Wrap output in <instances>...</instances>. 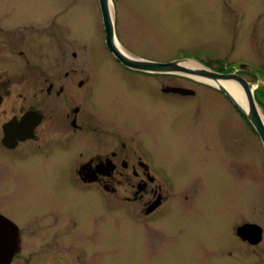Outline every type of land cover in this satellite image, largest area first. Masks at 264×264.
<instances>
[{
	"label": "flooded vegetation",
	"instance_id": "1",
	"mask_svg": "<svg viewBox=\"0 0 264 264\" xmlns=\"http://www.w3.org/2000/svg\"><path fill=\"white\" fill-rule=\"evenodd\" d=\"M83 27L61 0H0V218L18 232L17 244L0 247V259L10 258L0 264H99L100 259H88L85 249L73 243L80 223L93 219L98 232L107 221L114 235L110 240L125 242L145 239L148 227L180 231L192 226L199 218L196 210L210 216L223 209L205 205V191L181 200L188 188H176L174 177L140 146L143 138L132 139L127 125H117L98 108L114 91L106 76L113 69L131 76L138 108L153 92L200 94L165 91L183 86L164 81L193 78L134 69L108 48L113 64H100L92 51L93 36L85 42ZM245 72L252 79L261 76L256 70ZM196 177L201 175L187 181ZM242 223L235 228L241 241L256 244L250 240L256 229L242 233L247 239L238 233L245 223L261 229L263 240L261 224ZM213 232L190 230L182 240H193L201 252L207 246V253L231 255L226 243L210 238Z\"/></svg>",
	"mask_w": 264,
	"mask_h": 264
},
{
	"label": "rangeland",
	"instance_id": "2",
	"mask_svg": "<svg viewBox=\"0 0 264 264\" xmlns=\"http://www.w3.org/2000/svg\"><path fill=\"white\" fill-rule=\"evenodd\" d=\"M61 2L83 22L84 41L89 43L93 36L95 60L111 66L113 58L105 46L98 0ZM112 2L118 39L134 56L160 62L195 59L225 71L246 63L262 73L254 97L264 117V87H258L264 86V0ZM242 75L256 80L247 72ZM106 76L112 80L114 91L110 90L98 108L110 113L117 125H127L132 139H144L140 146L150 150L155 163L174 177L176 188H188L181 200L186 196L193 199L205 191V205L216 203L223 209L212 211L210 216L196 210L199 218L192 226L180 231L175 226L148 227L145 239L125 242L110 240L114 235L107 221L97 232L92 219L90 224L80 223L72 236L73 243L85 249L88 259H100L99 264H264V235L259 244L248 245L235 231L245 221H256L264 230V146L247 118L221 91L194 79L171 78L164 85L177 81L200 94L189 97L153 92L138 108L133 103L131 76L119 69ZM195 173L201 175L200 180L196 177L193 183L187 181ZM16 201L20 203L17 197ZM205 228L212 229L210 238L214 236L218 243L221 239L232 254L215 255L213 250L207 253V246L203 254L199 247L193 248V240H182L188 231Z\"/></svg>",
	"mask_w": 264,
	"mask_h": 264
},
{
	"label": "water",
	"instance_id": "3",
	"mask_svg": "<svg viewBox=\"0 0 264 264\" xmlns=\"http://www.w3.org/2000/svg\"><path fill=\"white\" fill-rule=\"evenodd\" d=\"M101 13L103 17V24L106 31V45L108 49L115 55V57L120 60L122 63L141 71L148 72H161L169 74H181L196 78L198 80L204 81L218 90L224 92L233 103L245 114L248 118L256 132L258 133L263 146H264V119L259 110L258 104L254 97L253 92V83L246 80L241 76L237 71L233 72H223L214 70L201 62L203 67H191L187 63L190 62V59L184 60H174L170 62H156L143 58L136 57L129 53L123 48L117 38L116 29H115V17L113 13V2L112 0H99ZM196 61V60H195ZM245 64L241 65L243 68ZM225 82H232L237 85L240 90L245 94L247 99V107L243 108L238 100L233 96L229 88L225 85ZM166 91H173L178 93H195L194 90L183 88V87H170L166 88ZM5 222V223H4ZM8 223L3 221L0 218V247L5 248L10 244H17L16 240L18 239L17 230ZM254 224H244L239 227L238 233L244 239H247L246 236L242 233L247 231H252L256 229V236L254 239H250L252 243H257L261 240L262 233L261 229ZM260 232V233H259ZM259 233V236H258ZM258 236V237H257ZM249 239V238H248ZM5 258V259H4ZM1 258L0 261L6 262L7 259L10 260L9 256ZM9 264V262H8Z\"/></svg>",
	"mask_w": 264,
	"mask_h": 264
},
{
	"label": "bare ground",
	"instance_id": "4",
	"mask_svg": "<svg viewBox=\"0 0 264 264\" xmlns=\"http://www.w3.org/2000/svg\"><path fill=\"white\" fill-rule=\"evenodd\" d=\"M188 66L193 67H203L201 63L190 61L187 63ZM225 85L229 88L233 96L238 100L243 108L247 107V99L245 94L240 90V88L232 82H225Z\"/></svg>",
	"mask_w": 264,
	"mask_h": 264
}]
</instances>
